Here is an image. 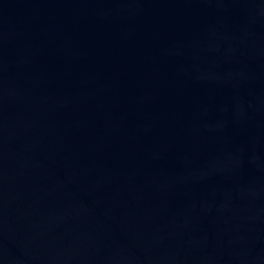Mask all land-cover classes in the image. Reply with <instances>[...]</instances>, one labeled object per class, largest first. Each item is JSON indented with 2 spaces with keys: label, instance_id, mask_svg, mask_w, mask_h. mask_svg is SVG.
Listing matches in <instances>:
<instances>
[{
  "label": "water",
  "instance_id": "obj_1",
  "mask_svg": "<svg viewBox=\"0 0 264 264\" xmlns=\"http://www.w3.org/2000/svg\"><path fill=\"white\" fill-rule=\"evenodd\" d=\"M0 264H264V0H0Z\"/></svg>",
  "mask_w": 264,
  "mask_h": 264
}]
</instances>
